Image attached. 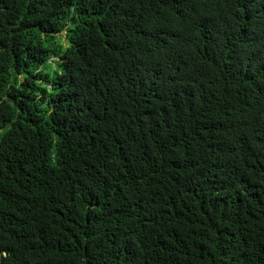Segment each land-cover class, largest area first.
<instances>
[{"label": "trees", "instance_id": "1", "mask_svg": "<svg viewBox=\"0 0 264 264\" xmlns=\"http://www.w3.org/2000/svg\"><path fill=\"white\" fill-rule=\"evenodd\" d=\"M0 264H264V0H0Z\"/></svg>", "mask_w": 264, "mask_h": 264}]
</instances>
